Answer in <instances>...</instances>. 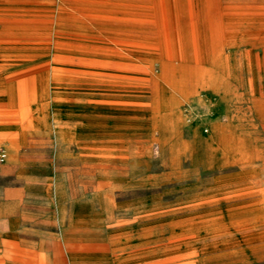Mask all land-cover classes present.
I'll list each match as a JSON object with an SVG mask.
<instances>
[{
  "label": "rangeland",
  "instance_id": "obj_1",
  "mask_svg": "<svg viewBox=\"0 0 264 264\" xmlns=\"http://www.w3.org/2000/svg\"><path fill=\"white\" fill-rule=\"evenodd\" d=\"M166 1L0 0V264H264V0Z\"/></svg>",
  "mask_w": 264,
  "mask_h": 264
},
{
  "label": "crops",
  "instance_id": "obj_2",
  "mask_svg": "<svg viewBox=\"0 0 264 264\" xmlns=\"http://www.w3.org/2000/svg\"><path fill=\"white\" fill-rule=\"evenodd\" d=\"M29 42V43H28ZM21 43H24V44H33L32 42L28 41V40H22ZM32 52V51H30ZM38 53V52H37ZM1 130V129H0ZM10 139V135H7V136H2L1 132H0V141H5V140H9ZM5 209H8V207H4ZM7 228V220L4 218V217H0V233H2L5 229ZM64 242V241H63ZM57 245L59 244L58 242L56 243ZM76 249H73L72 251L68 252V255L69 253L71 252H74ZM64 260V256H59L57 258V261L58 262H61Z\"/></svg>",
  "mask_w": 264,
  "mask_h": 264
},
{
  "label": "bare ground",
  "instance_id": "obj_3",
  "mask_svg": "<svg viewBox=\"0 0 264 264\" xmlns=\"http://www.w3.org/2000/svg\"><path fill=\"white\" fill-rule=\"evenodd\" d=\"M254 1V0H253ZM54 2V1H53ZM161 2H162V4H164L165 6H167V1L166 0H161ZM245 2H248V1H245ZM249 2H252V0L251 1H249ZM231 3H238L237 1H235V0H232V1H230L228 4H231ZM240 3V2H239ZM254 3V2H253ZM260 3H263L264 4V2L263 1H261ZM71 6V5H70ZM37 9V8H36ZM56 9H57V7H56ZM157 10V9H156ZM79 11V10H78ZM158 12V11H157ZM12 23V22H11ZM38 23V22H37ZM160 24V23H159ZM3 26V25H2ZM1 28V27H0ZM4 28V27H3ZM75 28V27H74ZM81 29V28H80ZM164 29V28H163ZM167 30V29H166ZM46 36V35H45ZM29 43V42H28ZM76 44V43H75ZM21 46H26V45H30V46H34V44H24V43H21L20 44ZM35 45H37V46H39L38 44H35ZM53 45V44H52ZM85 45V44H84ZM40 47V53L41 54H46V53H44L45 51L46 52H48V49H47V47H43V46H39ZM87 47V46H86ZM96 47V46H95ZM94 47V48H95ZM99 47V46H98ZM101 47V46H100ZM60 48V47H59ZM97 48V47H96ZM108 48H110V47H108ZM100 49H102V48H100ZM105 49V48H104ZM106 50V49H105ZM33 51V50H32ZM36 51V50H35ZM107 51H109V50H107ZM114 54H116V53H114ZM127 56V55H126ZM4 157H5V153H4ZM102 185V184H101ZM256 219V218H255ZM76 248V247H75Z\"/></svg>",
  "mask_w": 264,
  "mask_h": 264
},
{
  "label": "built area",
  "instance_id": "obj_4",
  "mask_svg": "<svg viewBox=\"0 0 264 264\" xmlns=\"http://www.w3.org/2000/svg\"><path fill=\"white\" fill-rule=\"evenodd\" d=\"M4 159V152L0 151V160Z\"/></svg>",
  "mask_w": 264,
  "mask_h": 264
}]
</instances>
